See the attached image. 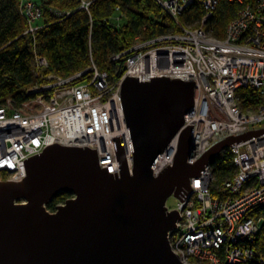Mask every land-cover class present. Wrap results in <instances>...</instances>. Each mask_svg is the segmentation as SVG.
<instances>
[{
  "label": "built area",
  "instance_id": "2783aa9c",
  "mask_svg": "<svg viewBox=\"0 0 264 264\" xmlns=\"http://www.w3.org/2000/svg\"><path fill=\"white\" fill-rule=\"evenodd\" d=\"M80 1L79 9L89 13L90 2ZM154 1L178 31L149 41L136 38L132 48L112 56L111 61L125 60V72L117 81L93 62L87 70L66 79L46 75L48 59L33 47L31 70L36 82L26 93H45L42 102L46 109L24 114L0 106L1 182L24 179L25 159L50 145L96 150L99 168H107L113 178L115 173L119 178L112 142L116 137H121L131 175L134 149L120 100L126 76L140 82L169 77L194 83V104L184 117L185 126L193 125L194 149L188 164L193 165L227 137L264 130V0H227L240 9L221 39L178 19L193 4L209 17L220 0ZM19 9L26 25L23 35L34 39L41 28V6L37 0H19ZM115 10L113 21L119 25L121 10ZM49 13L57 21L71 15L56 8ZM85 74L90 80L76 82ZM239 89L260 95L257 110L242 111L236 95ZM177 143L176 137L172 139L156 163L157 171L170 166ZM224 151L234 167L227 180L217 182L209 163L191 180L192 190L184 202L174 198L177 205L173 210L179 220L168 243L181 264H264V241L260 239L264 217L257 214L264 208V134L232 144L217 156Z\"/></svg>",
  "mask_w": 264,
  "mask_h": 264
},
{
  "label": "water",
  "instance_id": "95a60500",
  "mask_svg": "<svg viewBox=\"0 0 264 264\" xmlns=\"http://www.w3.org/2000/svg\"><path fill=\"white\" fill-rule=\"evenodd\" d=\"M194 87L169 77L123 79L120 100L134 149L131 175L116 137L119 178L99 168L96 150L50 145L25 159L24 179L0 181V264H181L168 243L179 220L177 211L167 210L168 198L184 202L191 180L222 150L264 134L227 137L188 164L193 125L185 126L184 117L194 104ZM175 137L170 166L157 171ZM60 193L72 197L48 212Z\"/></svg>",
  "mask_w": 264,
  "mask_h": 264
},
{
  "label": "trees",
  "instance_id": "16d2710c",
  "mask_svg": "<svg viewBox=\"0 0 264 264\" xmlns=\"http://www.w3.org/2000/svg\"><path fill=\"white\" fill-rule=\"evenodd\" d=\"M88 12L79 9L80 0H37L41 6V28L32 36L23 35L26 25L20 14L19 0H0V106L18 110L24 114L45 111L44 93H26L35 84L32 73V53L48 59L46 75L63 79L88 69L91 62L117 81L125 72V60L111 61L114 55L132 48L135 39L141 42L153 40L166 33L178 31L173 22L163 15L154 0H87ZM251 2V0H244ZM217 9L209 15L198 4L188 6L179 16L184 25H202L213 37H224L226 25L232 21L240 5L220 0ZM56 8L69 12L70 16L57 21L49 13ZM121 10L119 25L113 21L115 9ZM34 47V48H33ZM85 74L76 82L90 80ZM242 111H255L261 102L260 95L249 89L236 91ZM217 182L227 180L234 167L230 155L224 151L209 162ZM72 195L60 193L53 198L46 210L56 208ZM257 214L264 217V208ZM264 228V226H263ZM260 239L264 241L263 234Z\"/></svg>",
  "mask_w": 264,
  "mask_h": 264
},
{
  "label": "rangeland",
  "instance_id": "374dc122",
  "mask_svg": "<svg viewBox=\"0 0 264 264\" xmlns=\"http://www.w3.org/2000/svg\"><path fill=\"white\" fill-rule=\"evenodd\" d=\"M113 16H115V13L113 14ZM191 28H194V29H198V28H201V29H204V27L202 25H191ZM264 125V124H263ZM70 199V198H69ZM177 205V202L176 200L174 199V197H169L167 202H166V206L169 210H173ZM48 211V210H47ZM50 212V211H48ZM55 212V211H54Z\"/></svg>",
  "mask_w": 264,
  "mask_h": 264
}]
</instances>
